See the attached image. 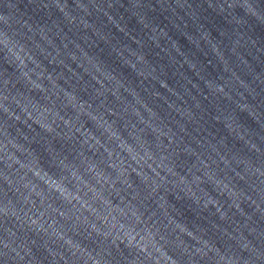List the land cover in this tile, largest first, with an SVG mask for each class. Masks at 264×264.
<instances>
[{
  "label": "clouds",
  "instance_id": "obj_1",
  "mask_svg": "<svg viewBox=\"0 0 264 264\" xmlns=\"http://www.w3.org/2000/svg\"><path fill=\"white\" fill-rule=\"evenodd\" d=\"M0 43H5V42L0 41ZM5 46L8 47L9 52L12 53V55L15 56L17 60L20 61L21 65L25 63L20 55V52H22L23 49L17 51L14 47H10L8 43H5ZM0 108H4L6 112L9 111L6 107H4L3 104H0ZM24 111L27 113L26 108L24 109ZM28 116L29 119H32L31 113H28ZM65 123L67 124L69 122L65 121ZM40 126L49 132L53 130L51 124H40ZM9 144H11L12 148L16 149L17 151H21L22 154L25 155L28 154V150L21 149L20 146L15 142L9 141L8 144L0 143V152H4L5 155L8 157V159L11 161H13L11 157L14 156L15 161L13 162L19 164L22 169H25L24 174L20 177L21 181L23 182L21 187L26 189L28 193L26 196H24V200L30 203L33 207H35V200L39 199L40 204L42 206L47 205V208L51 209L52 212L56 214V216H58L60 219L67 220L70 219V217H68L66 213L62 211L58 206L52 203L54 199L59 198L62 202H67L69 204H73V202H75L76 204H79L82 209L93 214V216H97L98 213V208L95 206L96 201H99V203L104 204L106 206L108 205L109 202L104 198L100 189H97L94 185L90 184L89 181L85 180L83 174L78 173L74 168H68V166L65 165L66 170L69 172V176H64L58 180L55 177H53L46 169L43 168V166L40 164L38 159L32 160L28 163L21 162L19 157L15 155V152H9L8 150ZM86 171L94 175V177L97 180V183H100L102 180L104 182H108L104 176H102L100 173L96 171L95 165L88 166L86 168ZM69 177H71V179H69ZM71 180H76L79 182L76 193H73L68 187V183H70ZM5 181L10 185L12 183L9 182L11 180L8 177L7 179H5ZM65 181H67L68 183H66ZM109 186L112 187L113 185L110 184ZM102 187L103 184H101V188ZM85 189H87V191H84ZM15 190L19 192L20 188L17 187ZM81 192H83V195L80 194ZM89 193H91V198H92L91 202L84 199V197L88 196ZM119 211L121 212L122 215L124 214L123 210H119ZM2 213L8 215L9 214L8 209L7 211ZM40 213L38 217L29 216L27 222L30 223V225L36 226L38 230L46 231V229L44 228V224L41 222L45 219V215L42 217ZM11 215L13 217H16L17 212L13 209ZM109 215H111V213H109ZM131 215L133 217H136L137 220L140 219L137 214V210H132ZM97 218L105 222L107 221V217L104 216H97ZM77 219H79V217H77ZM112 219L113 221H115L114 216L112 217ZM85 220H87V217H85ZM33 221H36L37 223H33ZM52 221H55V225L58 223L57 219H50L48 220L49 227ZM112 226L115 228L116 224L113 223ZM93 230H95L94 226H93ZM118 232L122 233V235H117L115 238L119 239L121 243L127 241L128 246H134L140 252L149 253V244L146 241L145 237L141 236L140 239L137 240V235H139V233H136L134 229L126 231L124 224L120 223ZM54 235L58 239L64 241L65 244L72 245L68 243V240H71V237L68 236L64 231H59V235L56 234ZM152 247L155 248V251L157 253L161 254L162 249L157 247L155 244H153ZM168 258H169L168 259L169 264L170 262L171 264H174V261H172L170 257ZM89 259L91 260L92 264H101V261L95 257H92L91 254H89ZM156 264H159V259L156 260Z\"/></svg>",
  "mask_w": 264,
  "mask_h": 264
},
{
  "label": "water",
  "instance_id": "obj_2",
  "mask_svg": "<svg viewBox=\"0 0 264 264\" xmlns=\"http://www.w3.org/2000/svg\"><path fill=\"white\" fill-rule=\"evenodd\" d=\"M239 25L264 40V0H207Z\"/></svg>",
  "mask_w": 264,
  "mask_h": 264
}]
</instances>
